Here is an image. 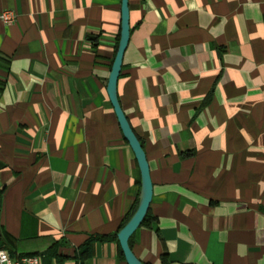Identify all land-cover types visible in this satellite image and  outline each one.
Masks as SVG:
<instances>
[{"label": "crops", "instance_id": "1", "mask_svg": "<svg viewBox=\"0 0 264 264\" xmlns=\"http://www.w3.org/2000/svg\"><path fill=\"white\" fill-rule=\"evenodd\" d=\"M117 97L149 165L145 264H264V0H128ZM121 0H0V249L126 264L140 190L106 84ZM90 241L87 252L81 251Z\"/></svg>", "mask_w": 264, "mask_h": 264}, {"label": "water", "instance_id": "2", "mask_svg": "<svg viewBox=\"0 0 264 264\" xmlns=\"http://www.w3.org/2000/svg\"><path fill=\"white\" fill-rule=\"evenodd\" d=\"M129 37V3L128 0H121L119 38L107 79L106 92L113 107L123 137L128 142L137 161L140 173V190L136 209L130 218L118 230L116 237L126 264H145L133 253L129 245V238L140 226L143 218L146 215L152 197V182L149 173L148 161L143 146L131 128L117 97V81L122 67L124 52L129 42Z\"/></svg>", "mask_w": 264, "mask_h": 264}, {"label": "built area", "instance_id": "3", "mask_svg": "<svg viewBox=\"0 0 264 264\" xmlns=\"http://www.w3.org/2000/svg\"><path fill=\"white\" fill-rule=\"evenodd\" d=\"M0 18L12 22L15 19V13L6 10L0 13ZM0 264H40V257L38 255L11 256L6 250L0 249Z\"/></svg>", "mask_w": 264, "mask_h": 264}, {"label": "trees", "instance_id": "4", "mask_svg": "<svg viewBox=\"0 0 264 264\" xmlns=\"http://www.w3.org/2000/svg\"><path fill=\"white\" fill-rule=\"evenodd\" d=\"M116 48H117V46H116ZM115 52H116V51H115ZM137 201H138V199L135 200V202H134V204L132 205L131 209L129 210V212L127 213V215L124 217L123 222L121 223L119 229L124 225V223H125V222L130 218V216L133 214V212H134V210L136 209V206H137ZM147 219H148V213L146 212V215H145V217L143 218V220H142L140 226H141V225H144V224L147 222ZM119 229H118V230H119ZM118 230L116 231V233L118 232ZM116 233H114V234H112V235H109V236H103V235H102V236H99V237H97V238L100 239V240H104V239H108V238L117 239V237H116ZM132 235H133V234H132ZM132 235H131V237H132ZM131 237L129 238V245H130V247H131ZM89 244H90V241H87L86 244H85L86 246H85L84 249L81 251L82 253L87 252V250H88V248H89ZM120 256H121L122 259H124V256H123V254H122L121 249H120ZM161 264H167V260H166L165 255H162V256H161Z\"/></svg>", "mask_w": 264, "mask_h": 264}]
</instances>
